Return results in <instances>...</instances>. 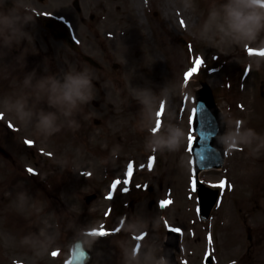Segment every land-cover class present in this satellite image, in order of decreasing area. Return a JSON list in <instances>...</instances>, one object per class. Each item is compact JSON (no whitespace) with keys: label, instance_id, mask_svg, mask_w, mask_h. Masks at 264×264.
<instances>
[{"label":"rangeland","instance_id":"rangeland-1","mask_svg":"<svg viewBox=\"0 0 264 264\" xmlns=\"http://www.w3.org/2000/svg\"><path fill=\"white\" fill-rule=\"evenodd\" d=\"M69 1L71 2V0H48L46 3L47 6L40 5L39 3V5L35 6V10L39 12L44 9L46 14L50 16L53 15V17L63 13L68 17V19H72V22L68 19L67 20L71 22V30L76 34L77 38L81 40V49L85 54L93 56L99 62L101 67L94 68L90 66L79 57L78 53L70 50L65 44L58 40L48 41L50 49L49 51L45 52V57L48 59V62H44L43 59H41L40 63L38 64L42 68L44 63H48L49 66L47 68L51 71H90L93 74L94 98H100V107L96 110H93L90 106L87 107L85 109V115L81 118V122L84 123L86 119L88 122H90L92 115L100 117L105 121L102 126H94L93 128L92 122L90 123L92 125L91 132L93 136L90 139H88L87 136L85 139L79 138L76 134L73 140H69V137L63 138V144H49V141L46 143V145H43V142H45L44 139H37V142L33 144V147L35 149H43L45 151L52 152L53 157H57V160H59L56 163H53V165L56 166V171L59 170L62 174L63 166H65V163L71 159L67 158V156H71L73 158H90L88 155H83V152L86 153L87 151L84 150L85 147H89V145L93 147H100V145L103 144V142H99L100 137H106V133L114 132L116 133V137L122 142L123 147L109 146V148L104 150L106 151V154H99V159L97 158L95 161L102 165L105 158H109L112 160H110L112 164L109 165L113 168V172L116 169H121L122 171L123 165L117 166L115 165V162L120 165L122 162L124 163L123 159L127 160L128 157L142 158L141 160H144L146 155L149 153V149L144 144H142L140 147L136 145L131 146V143H134V137L129 135L131 130L127 127L126 95L130 94L134 100H139L136 98L137 95L140 94L139 90L148 89L152 93V97L155 96V94L157 95L155 98V103L157 102V97L159 99L164 98L167 100L165 105L168 107L170 106L169 116L172 117L175 115L176 111H178L181 106V95L184 86L181 84L180 78L182 70L187 66V63L185 62V53H188L187 47L180 44L178 39L180 37H184L191 40L194 45V39L188 30V24L185 23V19L187 16H189V19H191L193 22L197 24L201 22V13L198 12V5L204 7L207 4L205 1L209 2V0H194L195 10L189 11L186 9L185 12L183 11V0H142V3L139 7L136 6L133 0H83L81 4L84 9L83 15L86 17L89 16L93 10L96 11V7L98 6V4H95L96 2L104 3V8L100 12L99 18L91 20L87 18L85 21L81 20L82 16L79 18L73 13L74 9L70 8L68 5ZM99 6H102V4ZM114 6H118L119 8L116 10ZM154 10L156 11V20H158L159 24L162 25V28L158 29V31H155V29L152 28V18H154L152 13ZM204 13L207 14V9L204 10ZM65 15L64 17H66ZM27 17L28 15L26 18ZM176 17L181 20L179 24L175 23L174 21ZM27 20L28 21L26 22L27 25L25 28L40 29L42 33H44L36 19L35 21L34 19ZM183 24L186 28L183 26ZM149 26L151 29L148 28ZM136 28L140 29L141 36H132L131 32H133V30ZM163 28L166 29L165 31L169 35L173 36V44H176L179 50L171 46L170 36L166 35L164 38V44L167 48L172 50V56H170L169 50L167 49L168 51H165L160 57V60L155 62L154 65L145 63L146 59L144 57V53L146 50L148 49L151 53L155 51L152 47L153 45L159 43V46H161L160 41L162 38L160 35H162ZM95 30L99 32L100 36H95ZM141 38L146 40V45L142 44ZM26 39H28L29 45L27 50L34 54L35 49L38 48V43L34 41L33 36H30ZM35 40L38 41V38ZM196 44L201 47L205 45L198 41H196ZM46 47L47 46L45 44H42L43 50H47ZM15 48H17V44ZM2 49L3 47H0V50ZM247 49L248 48L243 46L208 47L206 50L195 49V51L201 52L203 55H205L208 62L211 61L213 54H218V59L222 56L228 60L223 64L219 71L213 72L204 69L201 72L198 71L197 76H191L193 81L187 84L186 93L187 91L193 93L195 87L200 85L201 80H206V82L212 87L213 92H216L215 97L225 110V113L228 115V117L237 115H235L234 112L232 113V110L229 109V107H226L227 104H232L235 102L233 104L234 108L236 107V102L240 101L246 107L245 111L248 109L252 110V108L254 109L253 106L257 105L259 107V109L256 110L258 114H253L254 116H251V118L246 121V125L247 127L255 129V131L261 137H264V85L261 88V82L264 81V66H262L259 71L251 68L245 77H240L242 70L240 66H243L245 60L251 58L250 55L246 53ZM255 50L257 51L255 55L259 56L258 52L260 50ZM31 52H29V57L26 55L29 59L31 55H33ZM22 53L25 54L24 50ZM173 53H175V57ZM3 59V64L5 66L3 68L0 65V80L2 78L1 82L3 83L4 81V85H7L8 82L9 85L10 80H8L7 77L14 76L13 80H15L14 78L19 76L23 83L25 77L24 75H26L27 71L30 72L32 69L28 67L26 68V66L29 64L33 65V63L27 62L25 60L26 58L23 59L22 57H10L11 66L9 68L8 56L5 58L3 56ZM140 59H142V61ZM174 61L178 63V65L172 68L171 65L174 66L172 64H175ZM114 63H118L119 67L115 68L113 66ZM9 70L11 71V74ZM171 75H174L173 80H170ZM39 76L42 75L40 74ZM232 78L236 80H232ZM226 82L230 83L229 87L226 86ZM260 88L263 94H261ZM0 92V101H2L3 96L5 95H12L14 97L15 94L19 93V87L14 86L11 89H6V86H4V90L1 88ZM99 92H101L100 95H104L99 97ZM123 93L126 95H123ZM229 93H231V95H229ZM182 96L187 98L186 94ZM152 97L150 102H148L145 106L147 108L150 107L151 112L154 113L152 109H155L157 104H154ZM187 100L188 102L186 107L188 109V113L191 114L193 109V101L189 100L188 98ZM32 102L33 101L29 99V103L31 104ZM0 106H2V104H0ZM136 108L137 106L133 107V109ZM187 109L185 108V113H187ZM236 113L239 114V111L237 110ZM130 114H133L135 118H138L137 115L135 116V113ZM0 115H2V113H0ZM80 115L81 112L75 116L77 121ZM3 116L5 118V123L11 125L12 116ZM146 116L147 118H151V115L148 111H146ZM181 121L183 123L180 125V127L184 129L186 138L179 151L173 153L168 152V156L161 155V160L159 161L158 165L155 166V169L152 172H146L144 169L138 171L140 173L137 175V177L156 183L152 193H147L138 197L139 204L136 202V209L140 213L147 214L144 212L145 210L149 212L147 203L150 198H155L156 195L162 196L164 193V199L169 203L170 200L167 199V187L172 189V195H177L180 194L178 193L180 192L179 188H183V186L186 184V165L178 162V172L174 168L175 160H181L185 162V148L187 149L189 144L187 137L188 130L185 120L182 119ZM14 125L20 130L19 136H17L19 141L22 142L23 136L29 138L33 136L30 129H25L22 126H19L16 122ZM13 134L14 133L8 132L6 129L0 127V139L3 140V142L9 148H14L16 152L17 150L21 151L20 149L22 148L20 146L23 144L18 142ZM145 134H147V136ZM57 138L58 137L52 140V142L58 141ZM142 138L144 141H148L151 138L150 132H148V130L147 132L143 131ZM48 146L52 147L53 149L48 148ZM141 147H144V149ZM114 151H119L120 153H113ZM125 151H127L126 155H124ZM26 152L29 153L28 150H26ZM228 153L229 156L227 157V163L223 171H210L206 173V180L214 181H216L221 176V174H226L234 183V186L237 187V190L235 191H226L224 193L223 202L221 206L216 209L217 214L213 222L215 225L223 222L225 227H222L221 229L222 235L220 241L222 242L223 240V246L225 250H230L233 253V251L237 249L238 255L236 256V259L238 260L240 256L241 258L243 257V259H241L238 264H264V149L261 150V153L258 157L251 156L247 148L244 150H233L232 152L228 151ZM169 160H174L172 163L174 170L172 169V172L169 170L168 173L167 170H162V168L164 166H166V168L168 167ZM183 173H185V177H183ZM177 175H179L180 179L183 177L182 181H180L178 178L180 185H177L175 182ZM56 178L59 179V176L56 175ZM43 181L44 179L39 178L35 181L36 184L34 186L32 185L33 190L35 191L33 194L36 195V198H25V202L22 206L24 207V210H21L23 213L29 214L30 212H33V200L35 201V212H38L39 209L43 210V206L45 207L46 202L48 203L49 198H47V195L49 196V193L48 190L45 191V187H43ZM60 181L61 183H64V185L67 183L66 178L62 179V177H60ZM95 184L82 179L79 175H75L72 178H69L68 190L60 197L61 200L66 199L68 202L75 203L73 205H65L63 203V206V204L61 205L60 201L55 200L56 206L60 207L58 216L60 217L59 219L63 226L62 232L66 237L76 232L77 229L75 227L78 222L80 224L83 223V226H93L100 221L98 218L99 214L103 211L104 206L108 204V201L100 196L99 200H95L86 206L80 197L82 194L81 190H84L85 192L94 191ZM32 186H30V188H32ZM104 190L105 189L102 191ZM53 192L56 191L53 190ZM38 194L41 196V199L43 198V203L41 205L40 203L42 201L40 203L37 202ZM18 195L19 193H15L13 188L11 190L12 199H16ZM2 196L4 198L7 197L5 194H0V203L2 202ZM237 203L240 206V210H238L236 207ZM20 204L22 205L21 201ZM170 204L172 205L169 208L163 210V212H157L156 210L149 212L147 224L145 225L152 227L154 238L159 236L158 230L164 235L166 227L168 226L165 219L164 222L160 221L159 217L161 213H163L164 217L170 222L174 221L185 229H188L189 227V218L190 216H194L192 211V205H194V201L185 199L182 200L179 198L176 203L175 197V203L170 202ZM64 207L67 210L70 208L69 212L71 214H74L75 210H78L77 217H72V215L65 211ZM14 208L18 207L15 206ZM3 210V208H0V212ZM91 210H96L95 215L91 213ZM236 213L239 221L237 227L232 225L236 219ZM51 214L53 213L51 212ZM243 218L245 220L244 227L240 225V223L243 222ZM155 220H159L157 224H153ZM37 221L39 222V220ZM55 222L56 218L48 221L47 214L45 216L41 214L39 230L36 234L39 236V241L45 244V237L56 234V232H54ZM34 224L36 225V222H34ZM135 226L138 225L133 224L132 229ZM190 226L192 225L190 224ZM248 226L251 228L253 241L251 246H249V242L246 238V229ZM139 229L140 228H137L136 230H133V232L136 233V231ZM15 234L16 233L14 231H12V234H8L6 240L8 243L11 242L9 244V251L7 255L4 254L5 260H0V264H16L18 262L25 264H44V259L47 258L46 247L44 248L42 254H38L35 248H33L32 251H25L23 250L24 244L22 241H16ZM233 235H236V242L233 244L232 248H229V237L232 238ZM130 242L133 243V240H130ZM130 242H128L126 238L91 239V244L101 255L105 253L104 248L106 249L107 245L109 244V246H122L119 250V254L125 256L129 251L128 245ZM183 244L186 247V252L182 253L181 256L188 257L189 260V253L193 249L194 253H197L198 261L190 258L188 264H191V260L193 264H200L199 257L201 256L202 250H204L205 247L202 239L191 240L190 237H184ZM247 247L250 248L249 251H246ZM198 248L199 252L197 251ZM240 250L243 252L242 255L240 254ZM233 255L229 253L221 257V259L220 257H217L219 259L218 262L233 260L235 258V253ZM115 260L118 262L117 259Z\"/></svg>","mask_w":264,"mask_h":264},{"label":"clouds","instance_id":"clouds-1","mask_svg":"<svg viewBox=\"0 0 264 264\" xmlns=\"http://www.w3.org/2000/svg\"><path fill=\"white\" fill-rule=\"evenodd\" d=\"M184 8L195 10L194 0H183ZM24 11L30 15L25 19L14 10L0 11V47L11 49L27 38L25 31L27 19L34 18L29 6ZM188 30L193 39L211 47L243 46L264 50V0H209L207 14L198 24L187 20ZM264 66V56H255L250 67L259 71ZM22 88L27 91L3 96L0 101V113L11 115L15 122L25 129H30L37 139H47L61 130L63 121L73 130L79 128L75 116L83 107L94 99L93 74L88 70H68L59 75L46 74L37 77L35 71L28 73ZM137 99L142 104L150 102L152 93L148 89L139 90ZM32 103H29V99ZM44 103L48 109L37 108ZM158 110V105L157 109ZM228 130L220 137V142L229 152L247 148L253 157H258L264 149V137L255 129L247 127L243 119L233 120L226 117ZM152 127H155L154 122ZM146 147L151 151L176 152L185 141L186 133L178 124L169 125L165 135L152 132ZM23 243L33 246L42 254L46 245L33 237H25ZM128 260L141 264L139 249L133 247ZM143 264H169L167 257L146 256Z\"/></svg>","mask_w":264,"mask_h":264},{"label":"snow or ice","instance_id":"snow-or-ice-1","mask_svg":"<svg viewBox=\"0 0 264 264\" xmlns=\"http://www.w3.org/2000/svg\"><path fill=\"white\" fill-rule=\"evenodd\" d=\"M183 23V21H182ZM250 52H252V50L249 49ZM259 55H262L264 56V50H260L258 52ZM204 61L202 59H199L197 58L195 61H194V67H192L187 73H186V76H185V79L187 80V78L193 76L194 74H196L202 67ZM164 112V109H163V106L161 108V111L158 112L157 116L158 118L163 114ZM161 127V121L158 119L157 121V127L154 129V131H158L159 128ZM191 139V138H190ZM29 144H31L32 142L31 141H28ZM131 167V176L133 175V166L130 165ZM29 172H32L33 170L32 169H28ZM128 176V175H127ZM129 177V176H128ZM121 183V181L117 180L113 183L112 187L115 189L117 187V185H119ZM124 184H127L128 183V180H124L123 181ZM195 183V182H194ZM220 187H223V184L220 185ZM127 188L124 189V191H126ZM162 206H168V204H162ZM173 231H176V232H179L180 229H173Z\"/></svg>","mask_w":264,"mask_h":264},{"label":"bare ground","instance_id":"bare-ground-1","mask_svg":"<svg viewBox=\"0 0 264 264\" xmlns=\"http://www.w3.org/2000/svg\"><path fill=\"white\" fill-rule=\"evenodd\" d=\"M134 2H135V4H136V6L137 7H139L140 5H141V3H142V0H133ZM185 8L183 9V11L185 12ZM187 20H189V16H187L186 17V19H185V21H187ZM174 21H175V23H178L179 21H180V19H178V17H176L175 19H174ZM186 23V22H185ZM187 24V23H186ZM153 56H155V53H153Z\"/></svg>","mask_w":264,"mask_h":264}]
</instances>
